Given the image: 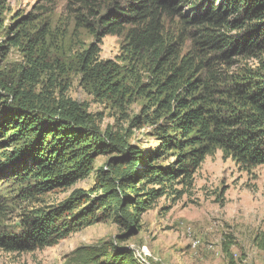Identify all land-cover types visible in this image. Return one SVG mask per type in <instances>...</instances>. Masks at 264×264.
<instances>
[{"label":"trees","instance_id":"16d2710c","mask_svg":"<svg viewBox=\"0 0 264 264\" xmlns=\"http://www.w3.org/2000/svg\"><path fill=\"white\" fill-rule=\"evenodd\" d=\"M70 1L76 26L95 41L74 56L80 84L96 103L119 111L141 101L129 128H146L156 146L144 151L129 144L128 135L101 133L87 104L65 95L71 68L52 57L46 21L29 14L8 25L0 58L15 49L21 63L0 70L5 253L49 248L110 218L126 231L118 237L124 242L139 231L156 200L173 185L189 183L217 151L241 170L264 166V0ZM122 34L119 55L100 59L102 39ZM102 155L113 157L96 171L89 192L77 189L56 206H39L45 195L89 176ZM15 202L24 207L8 227L4 212ZM255 243L264 250V234ZM113 250L89 254L85 262L116 264L133 257L127 247Z\"/></svg>","mask_w":264,"mask_h":264},{"label":"rangeland","instance_id":"374dc122","mask_svg":"<svg viewBox=\"0 0 264 264\" xmlns=\"http://www.w3.org/2000/svg\"><path fill=\"white\" fill-rule=\"evenodd\" d=\"M4 4L0 42L8 25L29 14L41 17L49 25L47 42L52 57L60 58L71 68L65 81L68 86L65 95L77 103L87 104L88 113L99 121L101 133H119L125 138L128 135V143L144 151L156 146V141L147 136L146 128H129V119L139 113L141 101L119 111L111 105L96 103L80 84L73 68L74 56L95 41L87 30L76 26L73 12L76 7L71 1L5 0ZM123 37L122 34L103 38L99 45L100 59H114L119 55ZM20 63L19 53L11 49L4 59L0 58V70H12ZM111 157H97L89 176L66 190L45 195L39 206H56L77 189L89 192L95 186L96 171L103 169ZM23 205L15 202L4 212L6 226L17 224ZM123 234L126 231L110 218L72 233L43 250L23 254L0 251V264H92L85 262L89 254L113 253V246L127 247L133 252V257L119 259L116 264H140L136 251L143 247L150 254L147 259L150 264H229L231 257L234 264H264V250L255 243L256 237L264 234V166L241 170L217 151L204 159L189 183L173 185L152 204L142 215L140 229L134 236L121 242L118 237ZM194 241L199 242L195 248Z\"/></svg>","mask_w":264,"mask_h":264},{"label":"built area","instance_id":"2783aa9c","mask_svg":"<svg viewBox=\"0 0 264 264\" xmlns=\"http://www.w3.org/2000/svg\"><path fill=\"white\" fill-rule=\"evenodd\" d=\"M198 244H199L198 241H194L192 243V247L195 248L198 246ZM149 256H150V254L148 253V250L146 247H143V248L136 251V258H137L139 263L141 262L140 264H150L147 261V259L150 258Z\"/></svg>","mask_w":264,"mask_h":264}]
</instances>
